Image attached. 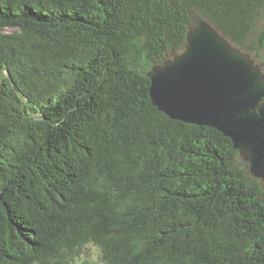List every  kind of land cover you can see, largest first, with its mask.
I'll return each instance as SVG.
<instances>
[{"label":"trees","instance_id":"trees-1","mask_svg":"<svg viewBox=\"0 0 264 264\" xmlns=\"http://www.w3.org/2000/svg\"><path fill=\"white\" fill-rule=\"evenodd\" d=\"M263 8L0 0V264H264L262 182L221 131L153 105L149 77L202 19L262 49Z\"/></svg>","mask_w":264,"mask_h":264},{"label":"water","instance_id":"water-1","mask_svg":"<svg viewBox=\"0 0 264 264\" xmlns=\"http://www.w3.org/2000/svg\"><path fill=\"white\" fill-rule=\"evenodd\" d=\"M149 77L153 105L221 131L264 181V71L249 52L202 19L189 28L186 48L153 65Z\"/></svg>","mask_w":264,"mask_h":264},{"label":"rangeland","instance_id":"rangeland-1","mask_svg":"<svg viewBox=\"0 0 264 264\" xmlns=\"http://www.w3.org/2000/svg\"><path fill=\"white\" fill-rule=\"evenodd\" d=\"M194 14L196 17H202L203 16V14L200 11H196V10H195ZM263 34H264V8L261 10V12L257 18L255 26L252 30L251 35H250L249 41H252L253 39H257V38L261 37ZM247 52H249L251 54V56L254 58L255 62L257 64H259L264 71V47L260 50L253 49V50H248ZM172 56L173 55H171L170 57H172ZM259 180L262 182L263 187H264V181L261 178H259ZM97 253H98L97 247L94 245H91L90 255H88V257L92 258L93 260H96L98 258Z\"/></svg>","mask_w":264,"mask_h":264}]
</instances>
